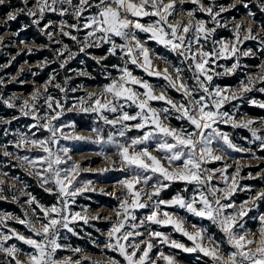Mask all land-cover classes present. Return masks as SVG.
I'll return each instance as SVG.
<instances>
[{
	"label": "snow or ice",
	"instance_id": "1",
	"mask_svg": "<svg viewBox=\"0 0 264 264\" xmlns=\"http://www.w3.org/2000/svg\"><path fill=\"white\" fill-rule=\"evenodd\" d=\"M22 2L24 7L9 13L8 21L16 20V13L21 12L29 17H39L32 21L33 24L39 25L46 12H58L63 17L68 15L70 10L76 23L69 24L62 20L59 25L60 34L76 41L80 45V52L87 48L108 45V55L120 54L124 66L113 65L120 73L119 76L104 85L101 93L87 94V100L81 98L79 105L70 109H65L60 100L47 95L43 97L45 112L43 115L39 114L37 104L42 97L38 90L33 92L32 103L25 100L17 105L15 97L3 100L7 108L19 107L22 116L30 117L34 121L28 126L31 135L19 132L16 134L14 147L27 152L39 150L43 155L30 157L27 154L10 153L7 151V145H0V148L5 149L6 157L15 155L26 169L31 170L30 175L38 178L40 186L58 199L56 204L46 207L30 194L21 193L29 197L25 202L28 208L24 210L23 218L7 213L0 214V227H6L8 221L15 219L26 227L31 235L26 236L13 228H8L7 234L0 231V254L9 258L10 264L12 261L15 264H23L18 259L21 249L15 244L8 245V241L15 239L32 249L31 252L23 253L27 264H81L82 259H87L57 258V252L68 247L58 242L61 231L66 230L72 235H77L72 225L78 221L87 224L90 220L107 219L99 215L90 216L87 208L75 212L71 210L77 196L96 189L92 182L81 183L77 180L83 169L73 161L68 147L54 148L60 145L61 140H86L83 136L64 132V127H69L68 125L60 126L54 123L64 111L78 108L81 112L96 114L104 125L115 129L114 132L109 131L105 138L101 129L92 128L95 139L87 141L112 145L116 149L115 154L119 156V160L110 161L109 167L102 169L101 174L112 170L117 164V170L128 173L126 178L118 182L124 189L122 193L115 195L111 192H101L119 201V207L115 209L117 221L108 231L107 241L102 246L97 245L101 252L107 250L116 253L122 258L123 264H155L150 256L156 247L152 242L155 240L183 253H200L207 257L211 264H264V214L258 216V234L247 230L240 231L244 228L241 222L244 217L258 207V202L264 201V190L253 193L249 200L237 206L231 198L238 189L239 165L231 177L227 175L231 165L226 164L219 169L205 166L225 160L226 154L217 153H225L226 149L237 152L251 151L238 147L227 133L219 130L216 125L221 123H230L233 128L251 130L252 137L260 141L259 147L264 151V135L258 134L252 127L256 123L254 120L248 119L238 123L227 111H221L226 103L252 92L257 83L264 84V64L260 65L261 71L255 78L249 76L246 82H241L239 91L212 85L214 76L234 74L240 67L237 58L223 73L216 72L215 60L231 59L237 56V53L245 57L254 55L251 49L240 51L239 45L243 40L258 39L253 29L243 25H235V38L231 43L212 40L217 28L225 26L217 19L223 12L235 8L237 3L248 9L249 3L245 0H233L230 6L220 5L217 10L215 5L205 3L204 0H190L198 7L195 10H185L182 8L184 0H36L37 10H32L28 0ZM256 2L260 11L264 12V0ZM3 4L4 0H0V5ZM92 9L96 11L84 17V14ZM195 11L206 13L214 26L208 27L205 20L197 19ZM185 13L186 21L177 19ZM248 15L252 17L254 14ZM82 18L85 22L81 25ZM144 18H148L147 23L141 22ZM49 26L46 25L41 31H46ZM81 29L87 30L83 39L72 34V30L79 32ZM139 33L148 34L147 39H141ZM46 34L51 40L52 33ZM116 38L122 43H117ZM209 40L213 47L206 51L205 44ZM149 41H154L174 53L182 66L172 64L165 57L155 53L147 46ZM56 51L57 59L65 57L67 53V57L60 62L61 68L76 55L66 44ZM101 59H107V56L98 59L97 63H100ZM156 60L169 64L171 70L159 69L155 64ZM134 69H139L144 76L135 75ZM186 73L191 75L186 76ZM145 76L162 78L165 83L159 86L157 92L158 86L151 84ZM54 79L55 76L48 83L51 84ZM189 79L193 81L191 85ZM53 86L65 92L61 84L55 83ZM170 90L179 93L181 98L177 100L169 95ZM256 90L264 92V87ZM44 91H48L47 84ZM153 102H162V106L154 107ZM252 103L257 104L255 100ZM257 106L264 108V103H258ZM128 109L135 111L130 113ZM106 112L114 114V118L109 119L104 115ZM173 119L180 122L179 126L172 125ZM11 122L0 118V124L9 125ZM260 123L264 124V120ZM71 127L74 130V125ZM33 129L43 130L48 135L45 138H33L37 135ZM133 130L140 135L128 137L127 134ZM215 144L222 146L214 147ZM153 152L157 154L154 155ZM96 154L108 160L107 153L101 151ZM253 158H256L255 153ZM62 165L67 167H61ZM217 173L220 174L219 177ZM218 178H222L224 187L213 184V180ZM177 182L186 185L183 192H188L187 186H192V194L186 197L178 193L170 200L161 198V193ZM4 183L0 180V199H7L3 195ZM13 199L18 200V197L13 196ZM162 206L181 209L192 216L209 221L223 234L231 250H223L221 243L209 234L207 228L195 224L189 227L184 217L175 211H162ZM145 208L150 209V214L138 220L134 212ZM228 209L233 211L229 212ZM152 225L162 228L170 226L191 244L173 239L170 233L153 231ZM145 236L147 239L137 240L138 237ZM249 236L253 238L249 239ZM70 250L75 254L83 252L78 247ZM156 259L164 261V264H179L174 255L165 254L163 251L159 252ZM122 261L109 256L106 264H122ZM89 264L99 262L89 261Z\"/></svg>",
	"mask_w": 264,
	"mask_h": 264
},
{
	"label": "rangeland",
	"instance_id": "2",
	"mask_svg": "<svg viewBox=\"0 0 264 264\" xmlns=\"http://www.w3.org/2000/svg\"><path fill=\"white\" fill-rule=\"evenodd\" d=\"M28 2H29L28 5L30 8H32V10H37L35 8L36 0H28ZM204 2L215 5L216 9L218 10L220 5L230 6L233 0H204ZM6 4H7V0H4V4L1 6H4ZM185 4L191 5L192 6L191 10H195L198 7L193 5L190 2V0H184L182 4L183 9L185 8L184 7ZM16 9L18 8H15L10 12H7L4 16H2V12H0V26L2 28V31L0 32V57L3 56L6 58L0 66V81H3V83H0V86L2 87V91L0 93V104L5 109H9V108H7L3 104L4 99L15 97V103L17 105L21 104L25 100L28 101L29 103H32L31 97L33 95V92L37 90L39 91L42 97L37 104V107L39 109V114L43 115L45 112L46 106L44 105L43 97L47 95H51L55 99L60 100L65 109H70L74 105H79L81 98L87 100V94L101 93L103 91L104 85H107L108 83L111 82V80H114L119 76L120 73L117 71V68L113 66L111 67L106 66L105 68H101L98 72V74H100L101 80L94 81L95 79L94 76L90 72L85 70V68L82 65L83 62L82 61L77 62L78 61L77 57L79 55L87 56L92 59L95 58L94 61L96 62L98 59L104 57L105 55L98 56L91 53V51L97 49L95 47L87 48L85 49L84 52H80L79 51L80 45L77 44L76 41H73L70 38L64 37L60 34L59 25L62 20L66 21L69 24L76 23L75 19L70 14V10L68 15L63 17L60 16L59 20H47L46 22H44V18L48 19V15L51 14L59 15L58 12L57 13L46 12L44 17L40 20L39 25L33 24L32 22L33 19H37L39 17H29L31 24L35 26L37 33L45 41L39 43L33 40H29L28 38H26L25 35H23L20 32L24 29L22 25H20L18 30L15 32H12L9 29L7 16L9 13L13 12ZM95 11L96 9H92L90 12H86L84 14V17L91 15ZM19 13L20 12H17L16 14ZM248 13H251L249 9H245L242 7V5L237 3L235 8H230V10L223 12L221 16L217 18L218 20H220L221 24L225 26L217 28L216 32L212 36V40H216V41L223 40L228 43L233 42L235 38L234 27L237 24L243 25L245 28L253 29L258 39L243 40L242 43L239 45L241 52L251 49L252 52L254 53V55L252 56L245 57L237 53V56L232 57L231 59L221 58L215 60L214 62V65H216L215 71L223 73L224 69L227 67H231V65L235 63L238 58L240 67H238L235 72H240V70L242 69L244 77L235 85L228 86V85H220L218 79L221 77L222 78L230 77L233 74L214 76L212 81L213 87L219 86L221 88H230L232 91H239L241 82H246L249 76L255 78L261 71L260 65L264 64V50H262L264 49V43H261V41H264V31L261 29L258 22L253 18V16L249 17ZM195 16L197 19L205 20L207 22L208 27L214 26V24L210 21V18L207 16L206 13L195 11ZM177 19L181 21H186L187 20L186 13L182 16H178ZM84 22L85 20L84 18H82L80 21L81 25ZM141 22L147 23L148 18H144V20H142ZM46 25H50V26L46 28V31H41V29H44ZM221 29L228 31L231 36L219 38L218 35ZM65 30H69V29H65ZM86 31L87 30L84 29H81V31L79 32L72 30V34L77 35L79 39H83L84 35L86 34ZM46 32L52 33L51 40L49 39V36L46 34ZM138 35L140 38L142 37L141 39H147L148 34L139 33ZM242 35H243V30H242ZM63 38L69 39L70 43L64 41ZM116 40L117 43H122V41H120L119 38H116ZM54 41H60L61 43H55ZM253 42L255 43V49L252 48L250 45H248L249 43H253ZM149 43H153L154 46H161L163 48L161 54H158L160 56H163L162 54L169 51L168 49L164 48L162 45L156 44L154 41H149ZM149 43L147 46L154 51L153 45H150ZM65 44L68 45L69 49L72 52L76 53V55L75 58L71 59L64 68H61L60 62L61 60L67 57V53H65V57H60L59 59H57L56 50L62 48L63 45ZM106 46L109 47L108 45ZM212 47L213 45L211 43V40H209L205 44V50L210 51ZM216 47L218 48L219 44H217ZM29 49L31 51H29ZM41 50L49 51V53L51 54V57L49 58L50 61H46L45 59H38L35 61L28 59V57L34 55L35 51H41ZM172 54L173 56H175L174 58L177 61V65L182 66L180 65V60L176 57V55L174 53ZM115 57H117L119 60V64L117 66L123 67L124 61L120 59V54L115 55ZM244 58L256 59L257 63L255 65L243 63L242 59ZM102 60L103 59H101L100 62ZM155 64L159 69L169 68V70H171L169 64H165L160 60H156ZM46 66H50V70L47 71L45 78L42 81L36 80L38 74L40 75L41 70ZM130 67L134 68V66H130ZM134 74L138 76H144V74L139 69H134ZM190 75H191L190 73H186V76H190ZM53 76H55V79L52 80L51 84H49L48 82ZM57 77H59L60 79H58ZM80 78L81 79L87 78V80H83L77 83L76 81ZM144 78L147 79L151 84L158 86L157 92L159 91V86H161L159 82L165 83V81L162 78L147 77V76H145ZM65 80H67V84H65ZM55 83L61 84V86L64 88L69 87V89H65V92H61L59 89L53 86ZM192 83L193 81L190 82V85ZM46 84L48 85L47 92L44 91V86ZM261 87H264V84L257 83L252 92H254V94H258V96L260 97H263L264 92H260L256 90ZM73 89H75V91H73ZM176 94L180 95L179 93ZM247 95L248 93L243 94V96L240 99H244V97H246ZM240 99L233 100L230 103H226L224 107L221 109V111H227L236 119L238 123L248 119L254 120L256 123H254L252 127L257 131L258 134L264 135V124L260 123V121L264 120V117L254 116L244 111H241L240 107L242 106V102H238L240 101ZM253 100H255L257 104L264 103L263 99H258L257 97H251L247 100V102L252 106L258 107L257 104L252 103ZM153 106L161 107L162 102H153ZM261 109L264 110V108ZM11 110L16 111L15 115L13 116L0 115V118L12 121L11 124L9 125L0 124V145H7V151L10 153H15L19 155L27 154L30 157L43 155V153L39 152V150L27 152L26 150H18L14 147V141L17 139L16 134L19 132V133H28L29 135H31V133L28 132V126L34 123V121L30 117L22 116L20 114L19 107L12 108ZM128 111L131 113L134 112L135 109H128ZM71 114H82L84 116L83 119H85L86 115H89L90 117L88 118L89 122L87 123V119H85V123H84V125L86 124L85 126L77 125L71 120L72 118ZM104 115H107L109 119L114 118V114L112 113L106 112L104 113ZM13 117H19V119L14 120ZM54 123L60 126L68 125L69 127H64V132L71 133L72 135H76V136H83L86 138L85 141L61 140L60 145L54 146V148L59 146L68 147L70 149V155L72 156L73 161L80 164L81 168L83 169V171H81L80 175L77 177V180L81 183L92 182V185L96 189V191H88L83 193L82 195L77 196L75 198V203L71 205V210L75 212L87 208L89 209L88 214L90 216L99 215V216L107 217V219L90 220L89 223L87 224H85L83 221H78L77 223L72 225L75 231L77 232V235H72L66 230L61 231L58 242L68 247L63 250H59L57 252V258L62 259L65 257H71L73 260H76V259H81L82 257H87V259H82L81 264H89V261H96L99 262V264H106L107 257L109 256H114L115 258L120 259L122 261V258H120L116 253L107 252V250L101 252V248L97 247V245L102 246L107 241L108 239L107 233L111 229L113 224L117 221L115 209L119 207V201L117 199H115L113 196L103 195L101 194V192L102 191L111 192L114 193L115 195H119L120 193H122L124 189L119 186L118 182L126 178L128 173L125 171L117 170L119 168V164H117L116 167L113 168L112 170L103 172V174H101L102 169L109 167L110 161L119 160V156L115 154L116 149L112 145H108V144H96V143L87 142L88 140L95 139V134L91 130L92 128L101 129L102 134L105 136V138L107 137L109 131L114 132L115 129H112L111 126L104 125L102 121H99V118L96 114L84 113L79 111L78 108L72 111H64L63 114L60 116L59 120L54 121ZM73 125H74V130L71 127ZM216 126L219 128V130L227 133L232 139L233 143H235L238 147L251 150V151L237 152L231 149H226L225 153H219V152L217 153V154H226L225 160L217 161L205 165L206 167L213 169L223 168L226 164L231 165V167H229L227 170V175L229 177L235 174L237 165H239L240 174L238 177V189L231 198L232 202L235 205L239 206L243 202L249 200V197L252 196L253 193L259 192L260 190H264V158L258 153L259 151H262L259 147L260 141L255 140L252 137L251 130L247 128H233L230 123L229 124L221 123ZM5 129H7V132H5ZM240 129H246L248 136L241 139L242 137L239 136V132H238ZM32 131H35L37 133L36 137L33 138H45L48 135V133L44 132L43 130L33 129ZM127 135L128 137H135L137 135H140V133L133 130L130 131ZM234 136H236V139L234 138ZM238 138H239V142L237 141ZM213 146L214 147L222 146V144H215ZM101 151L108 154V160H105L102 156L96 154ZM253 153H255L256 158H253ZM153 154L156 155L157 153L153 152ZM69 163H71V161ZM61 167H67V165H62ZM30 171H31L30 169H26V167L23 166L22 163L15 158V155L11 157H6L5 149L0 148V180H3L5 182L2 186L4 188L3 195L7 197V199H0V201L9 202L10 204L17 206L18 209H20L21 216H17L11 212H7L4 210H0V214L7 213L12 215L13 217L23 218L24 210L28 208V205L25 202L28 200L29 197L28 195H21V193L30 194L27 186L31 184V181H33L37 187L45 191L44 188L40 186L38 178L35 177L34 175H30ZM4 173H7V175H4ZM219 176L220 174L217 173V177ZM213 184L221 188L224 187L222 178L214 179ZM185 187L186 185L184 183H180V182L173 183L168 189L177 188L178 192L168 198H163V199L170 200L173 196H175L178 193L183 194L186 197L190 196L192 194L191 193L192 186H187L189 188V191L183 192V189ZM249 189L251 191H249ZM239 195H245V196H243L244 199H242L240 202H237L236 200ZM13 196H17L18 200L13 199ZM99 196H103L107 199L101 201L99 199ZM54 199L55 202L51 205H45L39 201L38 202L46 207H50L57 203L58 197L55 196ZM33 207H35V205H33ZM38 211L39 210L37 209V212ZM162 211L177 212L180 216L184 217L187 220L189 227L192 224H195L197 226H202L207 229H209V227L212 226L223 237L222 238L223 246H221L222 249L224 250V247H226L228 251L231 250L223 234L219 231L217 227L211 225L209 221L192 216L191 214L181 209H172L162 206ZM228 211L232 212L233 209H228ZM134 214L138 217V220L143 219L144 216L150 214V209L148 208L138 209L134 212ZM261 214H264V201L258 202V207L254 208L252 211L248 213L246 217H244L243 221H241L244 225V228L240 229V231L243 232L247 230L249 232L258 234V228H259L258 216ZM29 215H31V213H29ZM40 215H42V213ZM151 227L153 231L170 233L173 239L181 241L187 245L191 244V242L187 241L185 237L181 236L179 233H175L170 226L167 228H162L158 225H152ZM8 228L16 229L20 233L26 236L31 235L29 230L23 225L17 223L15 219L8 221L6 227H0V231H4L7 234ZM140 230L143 231V229ZM209 234L212 235L211 232H209ZM72 237L80 240L81 244L77 245L76 247L72 246L71 245V243L73 242ZM248 238L252 239L253 237L249 236ZM140 239H147V236L137 238V240ZM152 242L156 244V247L153 248L152 252L150 253V256L154 260L155 264H164V261L156 259L159 252L161 251H163L165 254L174 255L176 259L179 261V264H211V261L208 260L207 257H203L202 254L200 253L187 254L181 252L178 249H172L167 245L159 244L155 240H153ZM11 244H15L19 249H21V255H19L18 259H20L23 262V264H27V261L23 253L31 252L32 249L29 248V246L24 245L15 239L8 241V245ZM77 247L81 248L83 252L80 254H75L70 250L71 248H77ZM183 255L187 256L188 260H183L181 257ZM0 264H10L9 258H6L3 254H0ZM11 264H15V262L12 261Z\"/></svg>",
	"mask_w": 264,
	"mask_h": 264
},
{
	"label": "trees",
	"instance_id": "3",
	"mask_svg": "<svg viewBox=\"0 0 264 264\" xmlns=\"http://www.w3.org/2000/svg\"><path fill=\"white\" fill-rule=\"evenodd\" d=\"M245 2L249 3V11L251 13H253V18L258 22L259 26L261 27V29L264 31V12H261L259 7H257V2L256 0H245ZM29 3V2H28ZM1 6V5H0ZM24 7L22 4V0H7V4L4 6H1L0 8V12H2V16H4L7 12H10L11 10L15 9V8H22ZM186 10H191L192 6L189 4H185L184 6ZM17 18L14 21H8V26L9 29L12 32H15L18 30V28L20 27V25H22L24 27V29L22 31H20L23 35L26 36V38H28L29 40H33L35 42H45L37 33L36 28L33 24H31V21L29 19V16L24 14V13H19L16 14ZM60 15L57 14H51L48 15V19L44 18V22H46L47 20H59ZM2 31V28L0 26V32ZM230 33L228 31H225L223 29L220 30V33L218 35L219 38H223V37H230ZM142 38V37H141ZM64 41L69 42V39H65L63 38ZM150 45H153V49L155 51V53L157 54H161L163 48L161 46H154L153 43H149ZM248 45H250L252 48L255 49V43H249ZM108 47L106 45H104L103 47L97 48L96 50L91 51V53L95 54V55H105L107 56V59H103L100 63L98 64L96 61H94V59L89 58L87 56H81L79 55L77 57L78 61H82L83 62V67L85 68L86 71L90 72L93 76H94V81H100V74H98L99 70L101 68H105L106 66H113V65H118L119 64V60L117 57L115 56H111L108 55ZM167 54V55H165ZM162 57H165L168 61H170L172 64L177 65V61L174 58L175 56H173V54L169 51L165 52L164 54H162ZM167 56V57H166ZM51 57V54L49 53V51L46 50H41V51H35L34 55H31L30 57H28L29 60H38V59H45L46 61H50L49 58ZM5 57H0V66L2 64V62L5 60ZM243 63H247L250 65H255L257 63L256 59H252V58H244L242 59ZM104 66V67H101ZM178 66V65H177ZM50 70V66H46L41 70L40 75L38 74V76L36 77V80L38 81H42L46 74L47 71ZM9 71V70H8ZM7 71V72H8ZM39 72V71H38ZM244 77L243 74V70L241 69L240 72H235L232 76L230 77H225V78H219V84L220 85H228V86H232L235 85L237 82H239L242 78ZM58 79H60L59 77H57ZM83 80H87V78H83V79H78L76 82L79 83ZM189 84H190V79H189ZM159 84L162 86L164 83L159 82ZM65 89H69L65 88ZM2 91V87L0 86V93ZM169 94L174 97L175 99L179 100L181 97L180 95L176 94L174 91L170 90ZM251 97H257L258 99H263L264 100V96L260 97L258 96V94H254V92H249L248 95L246 97H244V99H240V101L238 102H242V106L240 107L241 111H244L248 114L254 115V116H261L264 117V110L259 108V107H255L250 105L247 100ZM240 104V103H239ZM16 111H12L11 109H5L1 104H0V115L1 116H13L15 115ZM72 118L71 120L76 123L77 125H84L85 123V119H87V123L89 122V115H86L85 119H83V115L82 114H71ZM172 125L174 126H179L178 121H176L175 119H173L171 121ZM239 136H241L243 139L244 137L248 136L247 130L246 129H240L239 131ZM234 138L236 139V136H234ZM237 141L239 142V138L237 139ZM241 142V140H240ZM263 158H264V151H259L258 152ZM29 193L39 202L45 204V205H51L55 202L54 197L51 194L46 193L45 191H43L41 188L37 187L36 184L31 181V184L27 186ZM178 189L177 188H172V189H167L165 191H163L161 193V198H168L170 196H172L173 194L177 193ZM245 195H239L237 198V202H240L242 199H244ZM99 199L101 201L106 200L107 198L103 197V196H99ZM0 210H4L7 212H11L17 216H21L20 213V209H18L17 206L10 204L9 202H1L0 201ZM209 227V226H207ZM209 232H211L212 236L214 238H216L220 243L221 246H223V237L221 236V234L216 231V229H214L212 226L209 227ZM72 243L71 245L76 247L77 245L81 244L80 240H78L77 238L72 237ZM225 251H228V249L226 247H224ZM183 260H188V257L183 255L181 256Z\"/></svg>",
	"mask_w": 264,
	"mask_h": 264
}]
</instances>
